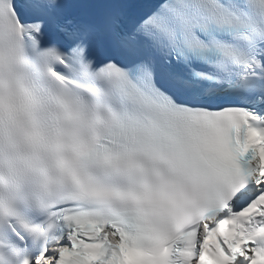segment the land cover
Masks as SVG:
<instances>
[{"label":"snow or ice","instance_id":"obj_1","mask_svg":"<svg viewBox=\"0 0 264 264\" xmlns=\"http://www.w3.org/2000/svg\"><path fill=\"white\" fill-rule=\"evenodd\" d=\"M0 264H264V0H0Z\"/></svg>","mask_w":264,"mask_h":264}]
</instances>
